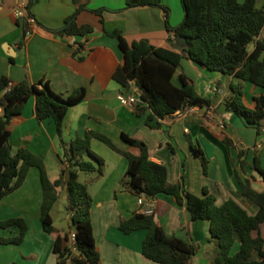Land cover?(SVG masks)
Segmentation results:
<instances>
[{
  "label": "crops",
  "instance_id": "0c3cea01",
  "mask_svg": "<svg viewBox=\"0 0 264 264\" xmlns=\"http://www.w3.org/2000/svg\"><path fill=\"white\" fill-rule=\"evenodd\" d=\"M81 3L87 7L77 15L78 25L94 27V32L87 37L60 36L53 32L61 29L74 14L78 6L76 0H32L30 12L36 25L16 18L15 0H0V77H9L13 83L27 81L41 88L43 81L64 98L83 88L84 99L70 106L64 119L63 141L66 144L93 131L109 137L119 149L140 155L139 148L122 139L123 134L128 135L146 144L152 161L166 166L170 184H183L187 191L198 196H202L207 187L216 196L218 205L233 199L250 215H256L259 207L242 195L238 176L248 179L260 192H264V181L251 167L242 171L239 152L248 151L247 162L252 165L258 158L264 167V136L226 109L225 102L232 94L230 86L239 80L209 71L184 57L173 83L180 87L179 78L185 74L198 93L211 100L212 107L179 111L172 117L158 120L155 128L147 125L149 110L138 115L137 107L124 105L117 98L121 92H135L137 86L131 82L127 91L113 78L124 58L118 40L108 33L120 30L130 43L147 39L154 47L180 50L182 44L174 39L166 21L172 27L182 22V0L163 3L169 9L168 16L164 7H130L127 0H82ZM263 3L264 0H258L259 7ZM99 9L102 15L95 12ZM28 30L30 34L25 38V45L20 47L19 42ZM80 42L83 60L73 54ZM241 83L244 99L252 106L253 98L262 94L263 89L250 82ZM35 105L36 99L32 96L22 113L12 120V149L16 153L21 147L28 148L41 157L49 178L55 181L61 174L64 148L54 120L48 118L39 122ZM226 139L233 144L228 146ZM196 146L202 148L208 160L206 170L194 152ZM91 148L105 162L103 175L80 173V180L87 184L94 199L93 231L102 264H160L143 255L146 229L131 234L119 229L123 220L142 213L138 195L127 182L128 160L95 138L91 140ZM86 160L96 163L89 156ZM58 190L59 200L52 210L54 226L59 234L69 235L65 244L72 246L71 236L75 235V229L66 209L67 194L64 189ZM42 201L40 172L32 167L23 186L0 203V221L23 218L28 225L20 244L0 243V264H60L54 251V238L42 227ZM154 202L157 223L169 235L197 247L193 264H213L217 245L210 239V223L193 221L186 207L179 206L172 197L155 198ZM260 231L264 238V223ZM19 234L16 227L1 228L0 240ZM258 235L253 232L254 237ZM238 248L236 244L233 253Z\"/></svg>",
  "mask_w": 264,
  "mask_h": 264
},
{
  "label": "trees",
  "instance_id": "16d2710c",
  "mask_svg": "<svg viewBox=\"0 0 264 264\" xmlns=\"http://www.w3.org/2000/svg\"><path fill=\"white\" fill-rule=\"evenodd\" d=\"M76 0L77 8L61 29L53 32L60 36L87 37L94 32L91 25L79 26L76 19L87 4ZM130 7H164L166 15L169 9L163 5L167 0H127ZM184 18L172 27L166 21L175 40L182 44L180 50L157 48L149 40L141 39L128 42L120 30L108 33L118 40L123 52L124 63L115 71L113 78L126 88L134 82L140 91L143 104L137 107V114L150 111L147 125L154 119L163 120L179 111L195 107L211 108L212 102L201 96L195 85L181 74L178 87L173 77L182 59L205 67L209 71L234 77L239 83L232 82L231 96L226 100L227 111L236 114L248 127L261 134L264 119V3L258 6V0H182ZM102 15V10H96ZM19 42L25 45V38ZM172 43V41H171ZM74 56L79 60L82 42L78 43ZM174 45V44H171ZM251 46H253L252 49ZM173 47V46H172ZM241 82H250L263 89V93L253 98L252 106L244 99ZM30 85L27 81L13 83L9 77H0V203L4 198L20 189L26 181L32 167L40 172L43 201L40 220L46 233L54 238V251L60 264H102L93 231L92 212L94 199L86 183L80 180V173L103 175L104 160L91 148V140L98 139L128 160L127 182L137 195L148 198L172 197L179 206H185L193 221L205 220L210 223L211 240L215 241L217 251L213 264H264V238L261 225L264 223V192L254 189L248 179L238 176L242 195L258 205L256 215H250L239 203L229 199L222 205L217 204L216 196L207 187L203 195L198 196L187 191L183 184L168 182V169L150 159L148 147L140 140L123 134L122 139L131 146L140 149V155L119 149L107 136L89 131L84 138H76L70 144L63 141L64 119L70 106L81 102L85 97L83 88L77 89L67 98L52 91L48 83ZM35 97V115L39 122L52 118L56 124L60 142L64 148L61 160L60 177L52 181L46 164L28 148L21 147L16 153L11 144L12 120L22 113L24 105ZM228 146L233 144L225 140ZM172 148V147H171ZM173 149V148H172ZM204 169L208 160L200 148H194ZM248 151L240 150L241 169L251 167L264 181V167L255 158L252 165L247 162ZM91 157L96 163L86 160ZM70 174L67 183L65 177ZM59 188L67 194L66 209L75 229L72 246L66 245L69 235H61L54 226L52 210L59 200ZM157 208L153 214L135 213L123 220L119 229L124 234L146 229L148 234L143 242V255L160 264H193L197 247L175 235H169L156 221ZM16 227L20 234L9 239H1V244H20L24 239L28 225L23 218L0 221V229ZM253 232H258L257 237ZM238 250L233 253L235 245ZM17 264V263H13Z\"/></svg>",
  "mask_w": 264,
  "mask_h": 264
},
{
  "label": "built area",
  "instance_id": "2783aa9c",
  "mask_svg": "<svg viewBox=\"0 0 264 264\" xmlns=\"http://www.w3.org/2000/svg\"><path fill=\"white\" fill-rule=\"evenodd\" d=\"M2 2H5L6 0H1ZM15 8H14V14L18 20L21 22L26 21L29 25H36L37 21L35 17L30 12V6L32 0H15ZM30 34V30L27 31V35ZM26 35V36H27ZM118 100L127 106L130 107H138L143 104V100L140 96V91L138 87H136V91L133 93L130 92H121L117 96ZM180 113V112H178ZM261 132L264 136V119L262 121V128ZM262 146V143L259 144V147ZM138 204L141 208L142 213L144 214H153L154 213V207L155 202L154 199L148 198L145 194L138 195ZM72 241L75 240V235L71 236Z\"/></svg>",
  "mask_w": 264,
  "mask_h": 264
},
{
  "label": "water",
  "instance_id": "95a60500",
  "mask_svg": "<svg viewBox=\"0 0 264 264\" xmlns=\"http://www.w3.org/2000/svg\"><path fill=\"white\" fill-rule=\"evenodd\" d=\"M252 48H253V46H251L250 49H252ZM129 88H130V85H128V86L126 87L127 91L129 90ZM151 124L157 126V125H158V119H154V120H152V121H151ZM70 177H71L70 174H67V175H66V177H65V181H66L67 183L69 182Z\"/></svg>",
  "mask_w": 264,
  "mask_h": 264
}]
</instances>
